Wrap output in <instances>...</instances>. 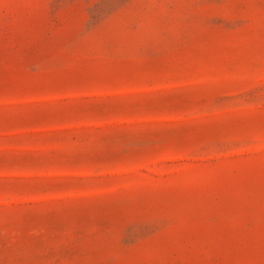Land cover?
I'll list each match as a JSON object with an SVG mask.
<instances>
[{
	"label": "rangeland",
	"instance_id": "374dc122",
	"mask_svg": "<svg viewBox=\"0 0 264 264\" xmlns=\"http://www.w3.org/2000/svg\"><path fill=\"white\" fill-rule=\"evenodd\" d=\"M0 264H264V0H0Z\"/></svg>",
	"mask_w": 264,
	"mask_h": 264
}]
</instances>
